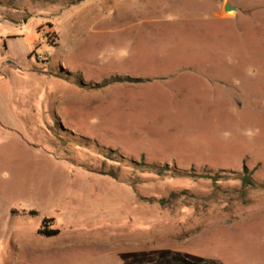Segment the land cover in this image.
<instances>
[{
	"label": "rangeland",
	"instance_id": "1",
	"mask_svg": "<svg viewBox=\"0 0 264 264\" xmlns=\"http://www.w3.org/2000/svg\"><path fill=\"white\" fill-rule=\"evenodd\" d=\"M224 1L0 0V264H264V0Z\"/></svg>",
	"mask_w": 264,
	"mask_h": 264
},
{
	"label": "trees",
	"instance_id": "2",
	"mask_svg": "<svg viewBox=\"0 0 264 264\" xmlns=\"http://www.w3.org/2000/svg\"><path fill=\"white\" fill-rule=\"evenodd\" d=\"M216 180H220L219 176H216ZM241 180H242L244 187H249V186L255 185V181L253 180L252 176L250 174H248V170L243 174ZM57 233H58V231L50 233L48 235L52 236V235H56ZM158 264H199V263L189 261L184 257L174 256L171 260L166 261V262H162V263H158Z\"/></svg>",
	"mask_w": 264,
	"mask_h": 264
},
{
	"label": "crops",
	"instance_id": "3",
	"mask_svg": "<svg viewBox=\"0 0 264 264\" xmlns=\"http://www.w3.org/2000/svg\"><path fill=\"white\" fill-rule=\"evenodd\" d=\"M229 2L232 3L231 0H225V1L223 2V7L225 8L226 4H229ZM235 6H236V5H235ZM238 11H239V7L236 6V10H234V12H235V13H238ZM220 12H221V10H220V9H217V11H216V16H217V17H220V16H219V15L221 14ZM236 15H237V14H235V16H236ZM230 17H234V16H230ZM0 127H1V125H0Z\"/></svg>",
	"mask_w": 264,
	"mask_h": 264
},
{
	"label": "water",
	"instance_id": "4",
	"mask_svg": "<svg viewBox=\"0 0 264 264\" xmlns=\"http://www.w3.org/2000/svg\"><path fill=\"white\" fill-rule=\"evenodd\" d=\"M225 9L227 11L236 10V6H233V5H230V4H226Z\"/></svg>",
	"mask_w": 264,
	"mask_h": 264
}]
</instances>
